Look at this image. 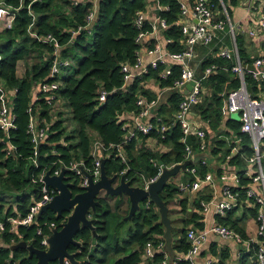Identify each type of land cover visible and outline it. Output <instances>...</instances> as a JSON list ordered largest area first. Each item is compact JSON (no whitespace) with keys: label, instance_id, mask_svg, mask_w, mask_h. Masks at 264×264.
I'll return each instance as SVG.
<instances>
[{"label":"trees","instance_id":"obj_1","mask_svg":"<svg viewBox=\"0 0 264 264\" xmlns=\"http://www.w3.org/2000/svg\"><path fill=\"white\" fill-rule=\"evenodd\" d=\"M0 1L16 12L13 26L0 32V80L8 88L16 89L12 103L16 127L8 133L0 127V221L6 223L1 237L0 264H36V256L30 257L27 249H11L13 241L17 243L24 239L42 248L37 235L38 226L45 221H54L60 228L64 218H58L53 211H48L40 216L35 225L20 226L15 232L10 231L7 218L25 216L30 205L42 197L43 173L53 171L62 164L68 166L72 161H83L86 168L93 167L95 159L91 146L95 140H100L104 146L107 174H124L133 185L144 187L158 175L161 167H172L186 161L187 146L191 145L193 151L199 152L200 142L194 136H189L187 142L182 141L181 126L175 123V116L183 99L179 92H174L168 104L159 110V117L151 120L153 128L148 133L136 131L127 139L128 130L120 121L121 114L125 112L139 113L137 101L140 97L145 96L147 100L155 98L154 94L143 89L144 82L157 79L162 87H175L174 83L181 75V67L174 65L171 74L163 78L161 73L166 66L160 62L156 67L150 65L146 72L130 81L125 78L123 66H135L138 61L141 49L137 40L139 33L151 30L149 24L142 27L136 25L137 14L146 9L148 0H97L96 12L93 0ZM159 2L168 7L159 12L169 23L166 36L172 41L169 42L168 49L180 52L184 48L178 24L180 3L178 0ZM93 11L94 20L89 21L88 16ZM75 31L78 32L72 38ZM37 35H52L62 47L59 54L60 70L54 77L50 75L56 57L55 47L52 43L41 41ZM242 42L238 38L239 47L240 44L243 46ZM154 46L152 44L151 48ZM239 51L241 58L243 56L252 61L248 58V53ZM74 55L80 57L71 71L70 58ZM64 60L69 61V65L62 64ZM19 62L26 63L23 76L17 73ZM215 63L217 72L207 76L202 82L203 86L212 90V94L203 96L195 105L202 119L208 123L206 133L213 154L221 152L226 144L221 138L223 133L220 132L224 116L223 94L240 86L239 78L230 69L233 61L219 58ZM209 66H212L211 62H204L202 68L206 70ZM249 80L253 82L252 79ZM54 81L59 83V89L54 93L53 103H48L46 94L40 91L33 100L32 92L36 87ZM103 93L105 98L101 99ZM59 99L66 101L70 107L72 126L68 124L65 112L54 115V105ZM32 115L36 117L39 127L47 129V138L40 145L39 164L33 136L29 132ZM228 125L245 144L242 153L234 156L231 164L243 165L242 154H253L250 137L241 131L240 121L230 120ZM213 135L215 138L211 141ZM148 138H155L160 143L169 145L171 151L161 154L145 148L137 149L138 140ZM8 142L16 148L10 156L6 150ZM191 167H197L202 176L209 172L208 166L202 162L191 163L189 168ZM70 178L73 179L72 176ZM240 180V190L245 191L249 180L243 175ZM77 191L78 188L75 187L74 192ZM8 194H15L16 200L15 205L6 207ZM178 195L179 190L173 183H169L161 193L167 204L177 199ZM210 197V192L198 194L194 199L196 209H202L201 201L209 200ZM241 197L245 198L244 192H241ZM109 198H99L102 206H98L97 212L92 214L96 219L95 228L81 229L76 235V240L81 244L71 245L69 251L76 253L77 260L85 264H141L147 243L151 242L155 246L164 243L160 215L152 202L149 207L144 203L131 220H126L123 213L128 210L122 209L123 201L120 199L113 208L109 204ZM178 199L181 208L186 211L189 199ZM250 211L257 215L256 207ZM200 218L199 214L194 213L186 223L202 228ZM220 221L243 237L246 236L238 222L232 219V213ZM129 222L131 226L128 225ZM180 234L177 248L185 253L190 248L187 229L180 230ZM164 259V251L156 252L147 264H161ZM51 264L59 262L53 261ZM175 264L190 262L176 259Z\"/></svg>","mask_w":264,"mask_h":264},{"label":"built area","instance_id":"obj_2","mask_svg":"<svg viewBox=\"0 0 264 264\" xmlns=\"http://www.w3.org/2000/svg\"><path fill=\"white\" fill-rule=\"evenodd\" d=\"M180 3V18L178 19V24L181 27L182 39L181 44L184 47L180 52H170V57L180 63L181 75L178 80L175 81L174 86L179 89H183L191 81H195V85L189 91L185 98L179 104V109L175 116V123L181 126L183 132V142H187L189 136H194L200 142V151L204 152L210 148L211 143L206 133V129L195 126L191 119L190 114L193 112V108L196 104L201 101V84L194 77V73L190 70L188 60L193 55V47L197 45H210L215 41L216 36L220 31L227 30L230 32L233 42L235 45L234 50H230L227 47H223L220 50V56L228 59L235 60V63L230 68L234 75L239 78L240 86L237 88L230 89L226 93V104L225 108L229 115L236 113L239 115L238 121L241 122V131L247 134L251 140V148L253 154L251 156H246L242 154L244 160V177L248 178L249 182L246 186V190H240L241 186V175L238 173H229L226 169L221 172L209 171L205 175H200L197 167L187 169L192 175V180L189 183L181 184L180 189L188 192H196L203 189L206 184L213 183L216 178L221 182L229 183L234 181L236 186L225 185L223 188V193L225 200L220 203H215V198L209 200H202L201 205L204 211H208L212 205H216L217 213L220 215L226 214L227 211L232 210L239 205L241 199V192H244L245 200L250 202V206L257 208L256 220L258 224L257 233L255 239L257 241V250L255 256L257 261L255 264H264V54L258 56L254 61L249 64L241 60L239 55V50L237 47V36L241 33H247L248 29L245 28L241 23L233 22L231 15L225 6L224 2L220 0L219 3L214 2V0H178ZM246 4V3H244ZM168 7L163 5L156 0L153 5V10L160 12ZM149 11H139L136 18V25L142 27L144 24H149L151 30L148 32H140L137 40L141 44L143 38L147 34L158 35L162 30H167L169 28V23L166 18L162 16L155 17L154 20H148ZM95 17L94 11L88 16L89 21H93ZM16 18V12L7 8L0 2V32L5 29H9L13 26L14 20ZM260 27L264 30V4L263 13L259 20ZM78 31L73 32L72 38ZM248 33L253 34V31ZM36 37V34H33ZM38 39L46 43H52L55 47V59L53 61L52 70L50 77H54L59 73L60 70V60L59 54L61 51V45L57 42L56 38L52 35H47L45 37L38 36ZM172 40L168 38V42ZM154 47L149 50V52L160 53L161 45L160 43H154ZM163 54L150 65L156 67L160 62L164 63L162 58ZM2 56L0 55V61ZM65 66L69 65V61L64 60L62 62ZM165 64V63H164ZM253 65V68L250 67ZM141 66V57L139 51L138 61L135 67ZM149 67V66H148ZM144 68L140 74L147 71ZM131 66L124 65L123 71L125 72V78L130 81L133 77L131 71ZM216 72V66L212 65L206 68L204 77ZM171 74V68L165 67L161 76L163 78L168 77ZM252 79L253 82H250ZM59 89V83L54 81L51 83H43L38 86V90L46 94V99L48 103H53L55 100V91ZM16 89L8 88L4 81L0 80V127L8 133L11 129L15 128V116L12 111V103L15 98ZM105 98L103 93L101 99ZM57 101V100H56ZM55 101V102H56ZM54 102V103H55ZM139 106L138 116L147 117L150 113V109L155 104L154 100H147L144 97H140L137 101ZM56 107V105H54ZM37 119L35 116H31L29 124V132L32 134V140L35 144L36 154L37 146L45 142L47 138V129L45 127H39L37 124ZM128 130V128L125 126ZM153 128L151 122L140 123L135 127V130H128L127 139L134 135V132L140 131L143 133H148ZM165 128V127H164ZM212 139V138H210ZM95 150L104 149V146L100 140H95L94 144ZM230 147V153L227 155V160H232L234 156L240 155L242 149L245 146L241 137H235L233 141L228 145ZM15 146L8 142L7 152L8 156L15 152ZM186 160L194 159V151L192 146H187ZM92 149V155L94 157V165L91 168H86L83 161H72L68 166L63 164L57 169L49 172L53 176H57L61 173L63 168H67L68 175L72 176V180L77 182V186L80 188H85L89 184V179L84 175L83 170H86L93 176L94 181H98L101 177V164L102 158L97 156V153ZM207 160H202V164L207 165ZM164 167L160 168L158 175L150 181H155L163 172ZM48 172V171H47ZM46 173L41 176V181L43 182V177ZM79 179V180H78ZM147 183V184H148ZM44 184V182H43ZM147 186V185H146ZM42 197L35 200L29 207V210L25 216H11L7 218V222L10 225V231L15 232L20 226H32L37 223L39 212L42 207L53 200L57 191L53 188L47 189L45 185L42 188ZM146 207L150 206V202L145 203ZM58 228L56 222L45 221L43 225H39L37 228V235L40 238V244L43 249H46L49 245L48 239L52 234L53 230ZM6 229V223L0 221V244H2V235ZM215 233L224 237L226 239L236 240L237 242H248L251 240L245 239L238 231L235 229L215 223L210 228H205L202 232L196 231L195 229H190L187 232V236L190 243V248L186 253L184 260L194 264V258L199 253L200 247L207 234ZM29 242V241H28ZM15 242L13 241V244ZM30 243V242H29ZM156 249L159 252L164 251V243L155 246L151 242L147 243L144 249V256L147 259L154 257ZM245 252H250L249 248ZM65 264H72L67 258L65 259ZM79 264H85L79 261ZM161 264H170L168 261V256ZM175 264V263H174ZM207 264H212L211 262Z\"/></svg>","mask_w":264,"mask_h":264},{"label":"crops","instance_id":"obj_3","mask_svg":"<svg viewBox=\"0 0 264 264\" xmlns=\"http://www.w3.org/2000/svg\"><path fill=\"white\" fill-rule=\"evenodd\" d=\"M80 1H86V0H80ZM148 4L146 6L145 11L148 12V20H154L157 15L159 16V12L153 10V5L156 2V0H148ZM227 7L231 18L233 22L241 23L245 26V28L248 29L247 33L239 34L237 36V47L238 50H243L249 55V59L252 61H248L246 57L241 58L240 51L239 55L241 60H243L246 63L251 64L255 58L258 56L264 54V30L259 25L260 17L263 13V4L264 0H236L234 3L233 0H222ZM1 3L4 2L0 1ZM220 0H218L219 3ZM246 3V4H244ZM6 6V5H4ZM93 6L95 9V12L97 10V0H93ZM9 8L8 6H6ZM144 11V10H143ZM253 31V34L248 33L249 31ZM238 38H240L243 41V46H238ZM160 43L161 45V51L160 53H153L149 52L150 49H152V44L154 43ZM168 38L166 36V30H162L158 35L153 34H147L142 42H141V49H140V57H141V66L135 67L131 66L130 71L133 75L132 78H135L136 76L141 73V71L150 66L152 61L158 59L160 57V54H163L162 58L164 60L165 66L172 68L174 65L180 66V63L176 60H173L170 57V52L168 49ZM223 47H227L230 50L235 49V45L233 42V38L227 30L220 31L218 35L215 38V41L210 45H197L193 47V55L188 60L189 68L194 73V77L196 80H198L201 84V99L205 95H211L212 90L210 88H207L202 85L203 80L206 78L204 77L205 70L202 68V65L204 62H211V65H216L215 61H217L219 58H223L220 56V50ZM225 59V58H223ZM228 60V59H226ZM235 63V60H231ZM20 63L18 64L17 73L19 76H23L26 67L24 68V71H20ZM217 72V67H216ZM215 72V73H216ZM188 85V84H187ZM187 85L183 89H179L176 87H162L161 83L157 79H150L143 83V89L146 92H149L151 94H154L155 98L153 99L155 101V104L150 109V113L147 117H140L138 116V113H132V112H125L121 114L120 121L123 122L124 126L128 128V130H135V127L140 123H149L154 117H159V110L163 105H167L169 102V99L171 95L174 92H179L183 95V98L186 97V95L189 93V90L187 89ZM229 91V90H228ZM33 100L37 98V95L39 93L38 87H36L33 90ZM226 94V93H225ZM224 95V94H223ZM146 98L145 96H143ZM224 98V97H223ZM226 98H224V116H223V124L220 127V132L223 133L221 135V138L226 141V144L224 147L221 148V152L217 154L212 153V148L210 147L208 150L204 152H195L194 156L196 154H202V158L198 162H193L194 164H198L199 162H202V160H207L208 170L212 172H221L222 170H227L229 173H238L242 175L244 173L245 165H238V164H231L232 160H227V155L230 153V147L228 146L231 141L237 136L238 134L232 127L228 125V122L230 120H234L231 115H229L226 111L225 104H226ZM62 99H59L56 104V111H54V115L57 113L65 112L66 108L64 106V102H61ZM175 116V114H174ZM161 118V117H160ZM190 119L192 123L195 126L207 129L208 123H206L202 116L200 115V112L197 111V109L193 108V112L190 114ZM127 136V134H126ZM212 139L215 138V135L211 137ZM211 139V141H212ZM95 142V141H94ZM93 142V144H94ZM92 144L91 149L95 150V146ZM226 147V152L222 153L223 148ZM145 148L148 150H151L155 153H167L171 151V147L169 145H165L163 143H160L155 138H148V139H139L137 143V149ZM97 153V156L101 157L102 160H105L104 151L102 149L95 150ZM192 163V164H193ZM161 164V163H160ZM165 168V167H164ZM122 175V174H121ZM192 175L189 172L188 169H186L183 172H180L179 174L173 176L170 178L169 183L175 184V186L179 190L178 198H188V205L187 210L183 211L179 204V199L175 198L167 205L169 206V216L172 219L173 222V247L176 252V259L178 260H184V257L186 253L188 252H182L177 247L179 245L181 234L180 230L183 228L188 230L195 229L196 231L202 232L205 228H210L213 224L219 223L222 224L220 219L227 218L229 213H232V219L236 220L238 222V226L241 227L244 230V233L246 236H244L245 239L251 240L246 242H237L236 240H230L226 239L224 237H221L218 234L215 233H209L206 236V239L202 243L199 253L194 258V264H207L211 262L212 264H255L257 261V258L255 256L256 250H257V241L255 239L258 224L256 220V216L252 214L250 209H253L254 207L250 206V202L246 201L245 198L243 199L241 197L239 201V205L233 208L232 210H229L226 212V214L220 215L217 213L216 205H212L208 211H204L202 209H196L194 205V199L198 194H205L207 192L211 193V198H215V203H220L225 200V196L223 193L224 186L232 185L233 187L236 186L234 181H231L229 183L221 182L218 178L215 179L213 183L206 184L203 189L196 192H188L183 191L180 189L181 184H186L191 182ZM147 185V184H146ZM248 185V184H247ZM146 187V186H144ZM122 202V209L128 210L127 213H123L125 217L128 215L130 210V201L127 197L120 198V197H110L109 198V204L111 207L115 208L117 203L120 201ZM143 205V204H142ZM155 209L158 211L157 207L154 205ZM137 213V212H136ZM194 213H197L201 216L199 219L200 222H202L203 227L198 228L193 223H186V221L192 217ZM135 215V214H134ZM133 215V216H134ZM124 217V218H125ZM133 218V217H132ZM127 220V219H126ZM132 223V221H130ZM129 222L128 225H132ZM187 224V225H186ZM186 225V226H185ZM164 228V226H163ZM187 240L189 242L188 236ZM249 248L250 252H245V249L247 250ZM156 252H159V249H156ZM165 253V251H164ZM165 256H168L167 253H165ZM175 259V260H176ZM150 259H147L144 256V253L142 255V261L141 264H147V262Z\"/></svg>","mask_w":264,"mask_h":264},{"label":"water","instance_id":"obj_4","mask_svg":"<svg viewBox=\"0 0 264 264\" xmlns=\"http://www.w3.org/2000/svg\"><path fill=\"white\" fill-rule=\"evenodd\" d=\"M250 67L253 68V65ZM194 85L195 81H191L187 85L188 91ZM223 97L226 98V94ZM37 153V163L39 164L40 145L37 146ZM201 158L202 154H196L194 159L186 160L172 167H165L161 175L155 181H150L146 187L133 185L124 174L108 175L105 160H102L101 177L98 181H94L93 176L83 170L84 175L89 179V184L85 188L77 186L68 175L67 168H63L57 176L51 175L48 171L43 177L44 185L47 189H55L57 194L51 202L42 207L38 219L43 213L53 211L58 218L63 217L64 221L60 228L53 230L46 249L36 247L24 239L13 244L11 249H27L30 257L36 256V264H51L53 261L65 264L66 258L72 264H79L76 253L70 252L69 247L81 244L76 240V235L81 229L95 228L96 219L92 214L97 212L98 206H102L99 198L127 197L130 201V210L124 219L131 220L133 215L142 209V204L147 201L152 202L157 207L160 215L159 223L164 226V251L168 255L169 263L174 264L176 252L173 247V222L169 216V206L161 197V193L168 186L171 177L185 171L189 164L198 162ZM75 187L78 188L77 193L74 192Z\"/></svg>","mask_w":264,"mask_h":264},{"label":"rangeland","instance_id":"obj_5","mask_svg":"<svg viewBox=\"0 0 264 264\" xmlns=\"http://www.w3.org/2000/svg\"><path fill=\"white\" fill-rule=\"evenodd\" d=\"M71 57H72V58H70L71 65H70L69 68H70L71 71H72V70H74L75 65L77 64L80 55H77V56L74 55V56H71ZM25 67H26V63H25V62H21V63H20V71L23 72ZM61 102H64V106H65V108H66V111H65V113H66V120L69 122L68 124H70V125L72 126V125H73V122H72V120H71L72 115H71L70 107L68 106V104H67L66 101H63V100H62ZM232 118H233L234 120H238V119H239V115L236 114V113H234V114H232ZM225 152H226V147L223 148V150H222V153H225ZM14 200H16V198H15V194H13V195H12V194H8V197H6V202H7V203H5V206L8 207L9 205L14 204ZM14 205H15V204H14ZM14 205H13V206H14Z\"/></svg>","mask_w":264,"mask_h":264}]
</instances>
